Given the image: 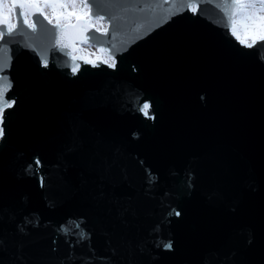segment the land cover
Masks as SVG:
<instances>
[{"label":"water","instance_id":"1","mask_svg":"<svg viewBox=\"0 0 264 264\" xmlns=\"http://www.w3.org/2000/svg\"><path fill=\"white\" fill-rule=\"evenodd\" d=\"M86 5L106 22L103 30L92 22L68 27L76 20L58 30L40 15L30 17L31 28L18 7L12 32L0 25V105L17 100L5 109L0 140V264H17L19 248L23 264H60L65 239L79 238L81 215L98 255L113 234L125 239L118 264H264V43L248 49L231 35L241 5ZM83 43L105 51L115 67L78 57ZM73 135L81 145L74 154L67 150ZM96 157L110 170L102 174ZM102 191L129 208L123 221ZM176 207L182 217L163 221L156 241L171 238L174 250L157 249L151 226Z\"/></svg>","mask_w":264,"mask_h":264},{"label":"snow or ice","instance_id":"2","mask_svg":"<svg viewBox=\"0 0 264 264\" xmlns=\"http://www.w3.org/2000/svg\"><path fill=\"white\" fill-rule=\"evenodd\" d=\"M233 5H244L247 6L246 9H243L244 16L243 19L246 21L245 23V32L244 35L237 30L236 24V16L242 11L239 8H234L232 11L233 19L231 21V35L239 42L240 45L252 49L257 42L264 43V0H230ZM84 4L86 5V0H0V25L6 26L7 31L12 32L15 25L12 23V16L16 14L17 7L19 8L18 15L23 17V22L25 25L35 28V24L31 20V16L40 15L43 16L45 20H47L50 24L53 23V19H55V26L58 30L61 29V19H71L75 18L76 25L69 24L68 27L74 28L80 25L84 27L91 26L92 17L89 16L84 11H67L68 5H76V4ZM7 6V7H6ZM44 6H51L53 9V15L49 16L45 11ZM258 6V7H257ZM195 11V9H193ZM102 19V17H101ZM100 29L97 28V31ZM4 37V32L0 31V39ZM61 32L57 33V42H60ZM248 55H252V53H248ZM45 66H47L45 64ZM109 67H115V64L109 65ZM75 71V69L73 70ZM4 98V94L0 91V99ZM17 103L16 99H5L4 103L0 105V140L7 139V130H6V121L8 112L5 109H12L13 106ZM150 105L147 101L144 102L140 111L143 112L144 108H149ZM146 115H148L146 113ZM137 135L133 133V136ZM79 137L73 135L69 143L67 145V150L69 153H76L80 150ZM35 166L42 167V163L40 157H34ZM94 163L98 165L100 172L103 174L106 171L107 162L102 157H96ZM34 165L32 163L28 164V168H32ZM108 170H110V166H107ZM192 173H189L191 176ZM40 187H45V180L43 176L40 177ZM189 190L194 188V182L189 183ZM101 196L109 203L110 211H115L117 217L123 221L126 218L129 208H126L124 204L121 202L120 197L115 195H109L107 193L101 192ZM183 212L179 207L172 208L170 211L165 210V213L161 219V221L155 222L151 226V237L153 239V243L157 249L162 248L165 251L171 252L174 250L175 241L171 238L166 239L162 244L157 243L156 241L160 238L163 232V221H167L171 223V218L174 216L176 218L182 217ZM25 223V219H21L20 223L16 225L17 230L20 233L25 231V228L22 226ZM75 228L79 232V238L75 241L70 239H65V243L68 247L67 254L63 257V260L60 264H118L117 258L120 255V250L125 242V239L122 238L121 234L115 233L113 236L107 241L108 252L106 254H97L96 248L92 244V236L93 232L88 228L87 218L84 216H79L76 218ZM65 229V224H60L58 231L63 232ZM159 229V231H157ZM69 233H65L67 236ZM71 235H76V232H71ZM85 237H87V242L85 244ZM57 241L54 239L52 241V245H55ZM135 244V242H133ZM251 241H249V244ZM84 246L87 248L86 253H77L76 249L78 247ZM51 252H56L57 249L52 247L50 249ZM135 252V249H133ZM14 259L17 264H23L26 260L25 252L23 248L15 249L13 252ZM135 259V255H133V260Z\"/></svg>","mask_w":264,"mask_h":264},{"label":"rangeland","instance_id":"3","mask_svg":"<svg viewBox=\"0 0 264 264\" xmlns=\"http://www.w3.org/2000/svg\"><path fill=\"white\" fill-rule=\"evenodd\" d=\"M7 7V6H6ZM45 11L48 13L49 16L53 15V9L51 6H44ZM242 7V12L236 17L237 20V30L241 33V35H244L245 32V23L246 21L243 19L244 12L243 9H246L247 6L241 5ZM84 11L87 13V6L84 4H76V5H68L67 6V11ZM75 18L69 19H61V25L68 23V22H73ZM91 22L94 24L96 28H99L100 30H103L106 27V22L102 20L100 17L92 18ZM12 23L14 24V14L12 16ZM53 23H55V19H53ZM78 57L83 58L89 62H96L97 60H101L105 63H112V58L102 49L96 47L93 44L89 43H83L79 45V50H78Z\"/></svg>","mask_w":264,"mask_h":264},{"label":"trees","instance_id":"4","mask_svg":"<svg viewBox=\"0 0 264 264\" xmlns=\"http://www.w3.org/2000/svg\"><path fill=\"white\" fill-rule=\"evenodd\" d=\"M258 7V6H257Z\"/></svg>","mask_w":264,"mask_h":264}]
</instances>
